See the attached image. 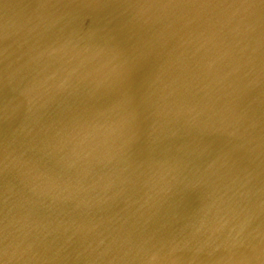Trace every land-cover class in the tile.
Returning a JSON list of instances; mask_svg holds the SVG:
<instances>
[{
  "label": "water",
  "instance_id": "95a60500",
  "mask_svg": "<svg viewBox=\"0 0 264 264\" xmlns=\"http://www.w3.org/2000/svg\"><path fill=\"white\" fill-rule=\"evenodd\" d=\"M234 2L243 24H235L226 12L225 5L231 9ZM8 3L0 0V17L5 11L0 25V195H6L0 202L14 198L15 191L31 194L33 188L47 197L41 225L51 233L32 263L133 264L122 223L134 213L130 208L120 216L121 204L106 210L101 202L134 179L150 149L155 161L150 186L163 176L172 186L157 198H177L163 204L160 214L165 216L147 224L137 218L130 222L142 243L158 244L165 217L172 230L188 228L179 238L184 248L205 252L185 255L175 264H264V59L256 60L247 46L255 37L254 21L248 20L252 14L260 15L258 25L264 28V2L249 7L251 0H41L33 18L17 15ZM30 12L26 9L27 16ZM205 16L217 22H201ZM8 19L15 28H9ZM66 34L83 38L91 55L71 61L75 56L63 41ZM223 39L231 44L223 45ZM53 48L67 61L60 59L58 76L67 77L72 90L77 86L83 91H73L67 112L49 103L42 90L40 64L44 56H57ZM183 59L192 62L191 86L186 88ZM7 82L14 93L9 97ZM191 97L199 100L192 110L197 125L223 130L228 139L214 156L228 167L223 169L228 175L211 176L196 159L197 203H189L184 218L174 217L183 183L167 168L166 150L179 143L175 132L184 127L179 110L189 107ZM102 112L105 124L98 127L95 119ZM36 113L59 124L55 137L61 156L49 142L50 147L40 144L44 139ZM207 136L199 138L203 151L198 158L206 157ZM30 173L37 178L28 177ZM231 175L244 180L251 194L238 197ZM7 185L14 189L11 193ZM211 201L221 206L208 221L199 213ZM251 203L257 214L250 212ZM229 213L234 214L232 225ZM168 242L179 248L175 240ZM0 249L7 250L1 243ZM106 249L117 257L107 258ZM173 255L181 257L176 251ZM165 259L155 255L146 264H166ZM0 264L14 261L2 257Z\"/></svg>",
  "mask_w": 264,
  "mask_h": 264
},
{
  "label": "bare ground",
  "instance_id": "6f19581e",
  "mask_svg": "<svg viewBox=\"0 0 264 264\" xmlns=\"http://www.w3.org/2000/svg\"><path fill=\"white\" fill-rule=\"evenodd\" d=\"M251 1L252 3L247 4L249 7H253L255 6V4L259 5L264 2V0ZM8 2V4L11 3L10 5L12 10L17 11V15L33 18L38 13V6L40 5L41 0H39L38 2H33L32 0L31 2H25L23 0H8ZM231 4V9L227 8V4L225 5L226 12L228 13V15L230 12L232 13V16H234L235 18V24H243L242 20L238 19L239 8L237 3L234 2ZM26 9L32 11V13H28V16L26 15ZM4 13L5 11L1 12L0 25L3 23L1 22V19ZM219 14L223 15V13L221 12ZM248 17L250 16L248 15ZM259 18L260 15L252 14L250 19H248H252L254 21L253 23H250V25L254 27L253 32L255 34V37L249 40L247 46L249 45V50H251L249 51V53L256 54V60H258L261 56L264 59V28L261 29L259 27ZM208 20L210 21V23L216 21L205 16V18H202L201 22H206ZM221 20L223 21L224 19L222 18ZM6 23L9 25L10 29L15 28L16 26L15 22L12 19H8ZM223 40L224 42L220 41L223 45L225 44L226 46H229V44H231L228 39ZM63 41L64 43L67 42L66 45L68 46L69 51L73 50L71 52L75 57L74 59L73 57H71V61L76 60V56H80L81 58H88L91 55L90 52L92 51L83 38H81L80 40H76L73 35L71 37L69 34H66ZM240 48L242 49V51L246 52L244 46ZM53 51L57 56H47V58L44 56L45 61L44 63L40 64V76L43 85L42 90L44 91L45 98L49 103L53 104L54 102L57 107L61 108L64 112H67L66 108L68 109L70 107L69 101L70 98L75 95L74 92H80L83 94V91L80 90V88L77 86H72V90L68 80L65 81V78L67 77H59L61 73L58 66L59 61L60 59H62L64 62L67 61L64 60L62 54L58 55L56 48H53ZM241 63L247 65V62L243 61ZM183 65L186 74L184 88H186L188 86H191L192 62L189 59H183ZM42 76L48 78V80L44 79ZM203 76L209 77L210 73H203ZM61 79L63 82H61ZM4 88L6 89L5 94L7 97L14 94L10 83H5ZM187 96L188 95H186V97ZM188 105L189 107H183L179 110V115L183 116L181 126H184L183 128H180L179 131L175 132L179 143L174 145L176 148H171V151L166 150V161L168 163L167 168H169L170 170H175L176 172H174V174L177 180L183 183V190L181 193L182 202L178 206L179 208H177V212L175 213L174 217L182 216L184 218L186 217V212L188 211L187 209L190 208L188 207L189 203H197V200L193 198V194L195 196L197 195L196 187L200 186L196 172V159L199 163V167L211 176L223 178L224 176L228 175V173L223 172V169H228V167L224 165V162H222L218 157H214L217 154L216 152L220 144H222L223 141L228 140L224 135H222L223 130L215 129V127L213 129H204L206 123L197 125V119L192 117V110H196L199 106V100L197 99V97H191L190 103ZM182 106L178 105V108ZM118 108H122V106ZM88 115H90V113ZM35 117L41 122L42 125L41 136L44 141L39 140L40 144L48 145V147H50V145L46 143L49 142L52 145V149L53 146L55 147L54 151L56 152V154L61 156L62 149L60 148L61 146L58 145L59 143L56 142L55 137L61 130L59 124L52 118V121L47 120V122H45L38 113L35 114ZM95 122L98 127H101L105 124L103 112L97 114ZM251 131H249V134L251 133ZM206 134L209 135L205 138L206 140L204 141L208 148L207 150H205V154L203 153V155L206 157L198 158V156L201 155L200 151H203L201 145L198 144V141L201 135ZM145 156L146 157H144V159L141 161V164L137 167L133 175L134 179L132 181L131 179L126 181L127 183L130 181L131 182L123 188L117 189L115 193H109L106 196V200L101 202L102 207L106 210L117 208L118 204H121L122 206H118L119 208H121V212L118 213L120 216L122 214H129L127 211L130 208L131 212L134 213L130 219L124 221L123 223L121 220H119V222H121L122 226L124 227V239L127 243V247L131 251H133L134 254L133 264H146L151 258L159 254L164 258L166 256V264H175L176 262H180L182 261V257L189 254H193L195 256L205 255V252L201 249L184 248L180 244L182 242L179 240V238H184V234H186L188 228L183 227L179 230H172L173 228L171 227V225L165 223V217L163 218V220L161 219L163 222L162 226L158 227L159 242L156 245L147 247L140 240V234L134 232L135 225H132V223H130L134 220V218H137L141 222L147 224L149 222V219L151 218L153 219L159 218L160 216H165L160 214L165 209V206H163V204H173L175 201L174 199L177 198L176 195H173L174 198H169L166 201L164 197L161 198V201L159 200V198H157L162 192L161 190L165 189V186H172L171 181L169 180L165 182V177L159 176V178L157 179L159 182L154 184L153 187L150 186L152 176L151 168L153 167V163H155V161L153 160L154 152L150 151V149H147ZM45 164L48 165L47 161ZM260 166L264 168V163L262 161L260 162ZM231 167L235 171L238 170V172H240L237 167ZM27 176L34 179L37 178L36 175H32L31 173ZM231 177L234 180L232 182V185L238 190V197H244L245 194H251L247 186H243L244 180H241L237 175L236 178H234L233 175H231ZM227 181L228 183H230L229 179H227ZM226 183L227 182H224V184ZM13 190L14 189L7 185L8 193H11ZM199 191L200 190H198V192ZM55 192L57 193V191ZM177 193L180 192L177 191ZM11 195L14 198H8L5 204L0 202V239H2L0 240V243L7 248V250L5 251H2V249H0V258H10L11 261H14V264H33L31 259L45 248L42 244L45 237L50 235L51 233L49 229H45V225L44 227L41 225V218L43 217L41 213L43 209H45V206L49 205L47 202L48 199L47 197H39V193H37L35 188H33L31 194L21 191H15L14 194ZM5 197L6 195L1 198L0 195V200H3ZM202 202L204 201H201L200 203ZM221 202L218 204H214L211 201L208 206L203 207L201 213L199 214L204 219L211 221L210 217L219 211ZM62 203H64V201ZM249 206L251 207L252 203L249 204ZM250 210L251 213L257 214L254 207H251ZM221 214L222 213H220V215ZM260 215H262V213ZM233 217L234 214L229 213V217H227V220L231 219V223L225 222L222 225L228 223L232 225L235 220ZM144 226L145 225H143V227ZM217 238L213 239L216 240ZM170 239L175 240L178 243L180 249L176 248L173 243H169L168 240ZM161 243L165 245H161ZM106 250L107 258L114 259L117 257V255H113L110 250ZM175 251L181 256L180 258L174 257L173 254ZM105 252L106 251L104 250L103 253L105 254Z\"/></svg>",
  "mask_w": 264,
  "mask_h": 264
}]
</instances>
